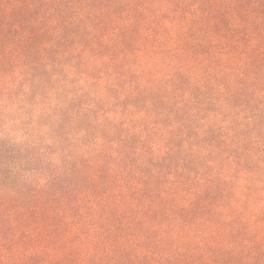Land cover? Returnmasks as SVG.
<instances>
[{"label": "trees", "instance_id": "obj_1", "mask_svg": "<svg viewBox=\"0 0 264 264\" xmlns=\"http://www.w3.org/2000/svg\"><path fill=\"white\" fill-rule=\"evenodd\" d=\"M0 264H264V0H0Z\"/></svg>", "mask_w": 264, "mask_h": 264}]
</instances>
